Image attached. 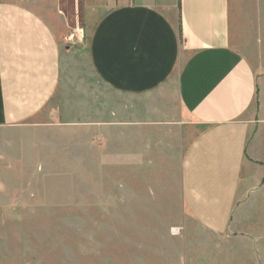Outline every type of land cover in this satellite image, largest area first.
I'll list each match as a JSON object with an SVG mask.
<instances>
[{
  "label": "crops",
  "instance_id": "0c3cea01",
  "mask_svg": "<svg viewBox=\"0 0 264 264\" xmlns=\"http://www.w3.org/2000/svg\"><path fill=\"white\" fill-rule=\"evenodd\" d=\"M59 1L0 0V127L33 119L59 88V37L25 6ZM75 1L84 26H91L88 54L98 80L93 90L84 81L78 88L86 144L95 142L102 160L131 156V139L161 148L163 161L178 162L182 223L189 236L229 240L234 246L226 250L218 242L225 262L247 256V250L255 262L257 250L247 246L241 223L264 178L263 164L248 154L251 116L257 109L261 114L263 96L255 63L235 44L237 35L251 50L264 41L249 14H240L247 2ZM263 9L260 2V27ZM68 112L66 106L58 117Z\"/></svg>",
  "mask_w": 264,
  "mask_h": 264
},
{
  "label": "rangeland",
  "instance_id": "374dc122",
  "mask_svg": "<svg viewBox=\"0 0 264 264\" xmlns=\"http://www.w3.org/2000/svg\"><path fill=\"white\" fill-rule=\"evenodd\" d=\"M244 1L240 14H249L264 41L256 10L264 1ZM25 6L57 33L63 77L33 119L0 127V264H264V178L241 223L256 261L248 250L219 259L226 254L218 242L225 250L233 243L184 229L175 158L165 162L161 148L131 139V156L111 151L116 156L102 160L103 150L81 135L78 88L83 81L98 86L81 5ZM239 37L235 46L255 63L263 96L261 114L251 116L248 154L264 166V43L251 50ZM66 106L68 115L59 118Z\"/></svg>",
  "mask_w": 264,
  "mask_h": 264
}]
</instances>
